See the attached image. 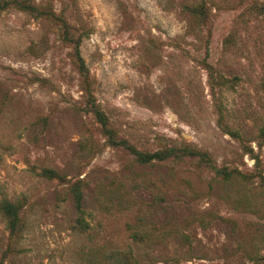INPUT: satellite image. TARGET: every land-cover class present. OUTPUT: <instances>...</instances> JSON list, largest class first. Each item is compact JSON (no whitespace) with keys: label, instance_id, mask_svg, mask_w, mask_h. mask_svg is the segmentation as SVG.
<instances>
[{"label":"rangeland","instance_id":"1","mask_svg":"<svg viewBox=\"0 0 264 264\" xmlns=\"http://www.w3.org/2000/svg\"><path fill=\"white\" fill-rule=\"evenodd\" d=\"M20 1L38 11L0 9V261L264 264L245 150L264 164V0ZM66 29L117 139L196 148L242 175L111 144Z\"/></svg>","mask_w":264,"mask_h":264},{"label":"trees","instance_id":"2","mask_svg":"<svg viewBox=\"0 0 264 264\" xmlns=\"http://www.w3.org/2000/svg\"><path fill=\"white\" fill-rule=\"evenodd\" d=\"M16 3L20 8L24 10H30L32 12L38 11L36 7L32 6L27 1H20V0H2L0 1V9L7 8L10 4ZM65 39L68 41H72L75 44V56L77 60V64L80 70L81 75L84 78L85 84H86V91L88 93V104L90 106V110L95 114L98 121L102 124L104 131L109 136V142L113 145H119L123 146L127 150H129L139 162L146 164L153 161H164L169 158H184V157H198L200 160L205 161L210 165V167L214 170L215 174L217 176H222L225 179H230L236 176H241L242 172L238 168H230L229 166H217L213 163L212 158L209 156V154L205 151H201L196 148H191L189 146H167L161 150H158L156 152H143L139 150L134 145L130 144L127 140L124 139H117L115 137V134L112 130L108 128V118L106 114L101 110V108L96 103L94 96L90 92L89 88V69L86 65V62L84 58L81 55L80 51V44L79 42H75L72 37H70L69 30L66 29L65 31ZM262 136L264 137V129L261 131ZM236 137H239L236 134ZM245 150L249 154V156L255 161L254 170L252 174H248L247 177L250 178L251 176L258 177L261 181V183L264 184V167H263V161L261 159V156L259 153L256 152V150L253 147L245 146ZM74 196H75V202L77 209L82 212V205H83V193L80 188H73ZM3 207L11 213V215H15V205H13L11 202H6L3 204ZM16 216V215H15ZM13 223H16L15 218H13ZM0 264H5L4 262L0 261Z\"/></svg>","mask_w":264,"mask_h":264}]
</instances>
